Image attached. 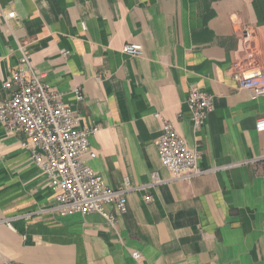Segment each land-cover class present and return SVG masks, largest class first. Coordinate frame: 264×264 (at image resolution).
I'll return each mask as SVG.
<instances>
[{
  "label": "crops",
  "instance_id": "0c3cea01",
  "mask_svg": "<svg viewBox=\"0 0 264 264\" xmlns=\"http://www.w3.org/2000/svg\"><path fill=\"white\" fill-rule=\"evenodd\" d=\"M0 12L15 13L7 21L0 15V102L24 47L44 81L78 111L81 127L95 128L89 143L96 157L82 159L107 186L127 180L143 187L154 171L167 181L129 192L127 212L113 225L97 214L61 218L50 211L47 179L21 147L25 136L0 126L4 258L13 264H264V132L255 130L264 99L252 100L228 74L243 59L244 30L252 32L254 63L264 69V0H0ZM126 44L140 45L142 56L123 55ZM193 88L213 100L198 130L186 105ZM155 114L173 125L209 173L168 182Z\"/></svg>",
  "mask_w": 264,
  "mask_h": 264
},
{
  "label": "built area",
  "instance_id": "2783aa9c",
  "mask_svg": "<svg viewBox=\"0 0 264 264\" xmlns=\"http://www.w3.org/2000/svg\"><path fill=\"white\" fill-rule=\"evenodd\" d=\"M0 15L7 21L14 18L15 13L0 12ZM81 26L85 28L84 23ZM252 36L249 30L242 32L240 43L243 59L235 60L228 74L239 89L248 92L252 100L264 99V69L254 63ZM18 51L17 67L3 87L10 92L0 102V126L8 134L21 133L25 136L21 147L29 153L33 165L48 181L52 213L61 218L97 214L113 225L116 215L127 212L126 196L129 192L155 188L167 182L154 171L150 174L149 184L143 187L133 188L127 180L115 188L107 186L102 177L82 159L96 157L89 143L95 128L81 127L78 111L65 104L61 94L44 81L32 65L30 54L25 48L18 47ZM121 53L139 58L143 51L138 44H126ZM60 54L68 56L69 52L62 50ZM77 99L81 100V97ZM186 105L193 128L198 130L203 127L213 111L212 96L193 88L188 92ZM154 117L161 121L157 155L160 164L170 175L168 182L189 181L209 173L199 167L197 152L187 147L173 125L159 114ZM255 130L264 132V118L257 120ZM149 200L150 196L144 197V201ZM109 207L113 208L115 215L107 210ZM5 225L11 228L8 222ZM130 256L135 262L141 260L138 252H132ZM0 263L13 264L1 254Z\"/></svg>",
  "mask_w": 264,
  "mask_h": 264
}]
</instances>
